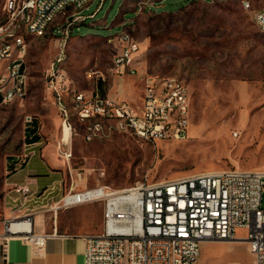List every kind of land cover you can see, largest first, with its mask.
Listing matches in <instances>:
<instances>
[{"label": "rangeland", "instance_id": "1", "mask_svg": "<svg viewBox=\"0 0 264 264\" xmlns=\"http://www.w3.org/2000/svg\"><path fill=\"white\" fill-rule=\"evenodd\" d=\"M6 1L0 0V21L6 17ZM243 1L104 0L97 9L101 0H94L82 9L85 17L74 21L65 40L57 28L65 20L62 15L44 36L21 31L28 49V94L23 101L0 103V229L7 217L4 195L11 183L19 181L15 173L25 165L23 154L34 133L30 129L40 133L43 144L52 141L57 131L63 137V117L46 90V74L61 53L60 67L80 90H92L102 81L97 90L105 94L116 91L117 83V93L123 97L125 83V97H138L142 73L182 79L191 94L189 134L185 139L147 142L115 131L87 141L85 126L72 116L71 157L58 151L61 162L52 169L49 186L32 187L39 197L28 211H43L48 221L72 211V228L79 225L80 211L93 213L96 217L91 216L90 224L97 223L99 233L102 202L69 205L82 198L85 189L99 185L122 189L141 181L231 167L264 169V32L252 13L264 0H248L251 9ZM125 38L140 45V54L134 58L139 75H112L114 58ZM29 115L33 123L26 121ZM60 118L61 125L53 122ZM236 235L244 237L246 230L238 229ZM201 258L200 264L253 262L244 242H207Z\"/></svg>", "mask_w": 264, "mask_h": 264}, {"label": "built area", "instance_id": "2", "mask_svg": "<svg viewBox=\"0 0 264 264\" xmlns=\"http://www.w3.org/2000/svg\"><path fill=\"white\" fill-rule=\"evenodd\" d=\"M92 1L65 0L67 10H60L53 0L6 1L0 39L10 40V47L0 50L1 103L23 101L28 94V49L21 31L41 34L62 15L65 20L57 28L65 40L74 21L85 17L82 9ZM243 5L251 9L250 1L244 0ZM252 13L257 14L256 25L264 32V5ZM28 19H35V26H28ZM139 54V43L125 38L114 58L112 75H139L138 67H130V60ZM63 60L61 53L46 74V90L60 110L63 127L68 125L72 130L71 118L75 116L85 126L87 141L115 131L147 142L188 137L191 94L182 79L142 73L144 91L140 103L135 104L98 90L87 96L73 86L60 67ZM69 92H76V102H69ZM26 121L33 123V116ZM26 146L25 165L36 154L35 143ZM62 152L67 159L71 157V151ZM32 179L28 175L5 192L11 214L2 220L0 229V264H4L6 246L13 238L30 245L36 254L45 251L49 234L35 230V214L32 208L28 211L39 197ZM81 194L82 198L69 205L103 203L102 231L86 235L85 264H199L202 244L211 241L244 242L252 264H264V169L231 167L170 180L141 181L122 189L99 185ZM238 229H245L246 235L238 237Z\"/></svg>", "mask_w": 264, "mask_h": 264}, {"label": "crops", "instance_id": "3", "mask_svg": "<svg viewBox=\"0 0 264 264\" xmlns=\"http://www.w3.org/2000/svg\"><path fill=\"white\" fill-rule=\"evenodd\" d=\"M139 77L141 81V92L138 97H133L131 95L125 97V83L123 85V97H121L120 94L117 93V83H115L116 91L109 90L105 94L116 99H128L133 103L138 104L140 103V97L144 91V82L142 80V77ZM103 80H105L104 76ZM100 82L96 83V88L92 90H78L83 91L87 96H91L97 90ZM69 101H71V99H69ZM53 122L57 125H61V118L54 119ZM36 134L39 136V139L33 142L36 144V154L28 164L24 165L23 168L19 169L15 173L17 174L16 180L19 181L13 182L11 183V185L24 181L26 176L28 175H35L31 176L33 178L32 187H36L35 190H37L39 187L49 186V183L53 178V174L51 173V171L61 162L56 154L58 153V151H62L63 148H66L67 151H70L71 149V140L69 142L64 141L59 131L55 132L54 136L52 135L50 137V139H53L52 141L44 144L42 143V136L40 135V133ZM57 142L59 143V146L57 145ZM39 173H43L48 176L47 178L42 179L40 176H37ZM42 212L43 211H39V214L35 213L34 226L37 232L49 234L46 241L44 253L42 255L36 254L34 253L30 245L23 243L19 239L13 238L8 242L6 246L4 264H85V252L87 246L86 235L98 233L97 223L96 226H92L89 219L92 215L93 217H96V215L93 213H85L83 211H80L78 217L80 221L79 225L72 228L70 225V214L72 211L53 215L51 221H48L45 215L42 214ZM4 214L5 216L11 214L9 208L5 210ZM205 243L202 244L201 255ZM201 259L202 258L200 256V262Z\"/></svg>", "mask_w": 264, "mask_h": 264}, {"label": "bare ground", "instance_id": "4", "mask_svg": "<svg viewBox=\"0 0 264 264\" xmlns=\"http://www.w3.org/2000/svg\"><path fill=\"white\" fill-rule=\"evenodd\" d=\"M53 2H57V5H60V10H67V3H65V0H53ZM253 19L255 23H257V14L253 13ZM28 26H35V19H28ZM48 30H42L41 34H35V36H44L47 34ZM10 47V40L8 39H0V50H4L5 48ZM134 58L133 57L130 60V67H135L134 65ZM71 95L70 99L72 100L71 102H76V92H69ZM95 92L92 94L94 95ZM63 137L65 141H70L71 139V129L69 128L68 125H64L63 127Z\"/></svg>", "mask_w": 264, "mask_h": 264}, {"label": "trees", "instance_id": "5", "mask_svg": "<svg viewBox=\"0 0 264 264\" xmlns=\"http://www.w3.org/2000/svg\"><path fill=\"white\" fill-rule=\"evenodd\" d=\"M0 103H1V99H0ZM34 132L30 137H29V143L35 142L39 139V136L35 133V131H33V129H30L29 133Z\"/></svg>", "mask_w": 264, "mask_h": 264}]
</instances>
